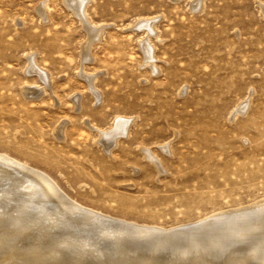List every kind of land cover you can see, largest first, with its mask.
Returning a JSON list of instances; mask_svg holds the SVG:
<instances>
[{
    "label": "rangeland",
    "instance_id": "374dc122",
    "mask_svg": "<svg viewBox=\"0 0 264 264\" xmlns=\"http://www.w3.org/2000/svg\"><path fill=\"white\" fill-rule=\"evenodd\" d=\"M66 3L0 0V153L49 175L66 197L137 225L167 229L201 220L218 210L262 202L264 0H88L87 20ZM141 19H152V31L139 26ZM89 25H100L102 30L88 46L89 55H84ZM28 55L34 56L35 65L49 80L39 69L30 67ZM33 87L42 90L34 95ZM245 102L246 106L236 111ZM118 116L131 118L129 133L120 135L107 151L96 129L108 130ZM144 148L160 160V171L144 155ZM6 168H0V195H4L0 196V217L3 212L7 214L4 219L9 216L7 222L2 218L3 223L0 218V241L6 237L0 248L5 252L8 248L10 253L1 249L0 253L8 258L14 254L15 258L0 254V264H143L142 254L152 246H133L134 240H140L133 236L124 235L114 240V245H104L99 254H72L81 241L74 243L76 248L67 245L54 250L55 242L61 241L73 225L64 217L61 222L49 223L58 210L54 201L46 203L42 196L38 199L39 189L31 197L34 205L31 200L27 207L34 206V210L25 211L32 215L22 213L20 202L17 206L15 200L27 198L26 176L19 177L14 170L9 175ZM17 194H23L22 199ZM42 205L51 209L47 212ZM41 211L47 212L45 216ZM259 215L264 222V210L246 218L251 223ZM16 216L22 221L17 222ZM39 216L44 224L38 221L41 225H35ZM246 218L215 221L213 224L221 225L209 233L226 238L231 248H241L239 256L248 252L245 245L264 247V241L257 245L264 238V223L254 229ZM28 221L38 232L33 223L24 224ZM15 222L16 226H27L24 232L19 225L14 228ZM74 226L73 230L79 229ZM52 227L59 229L60 233L54 232L57 236ZM214 237L210 243H215ZM175 243L161 244L157 253L154 250L158 260L150 258L146 264H164ZM24 245H30L31 252ZM193 245L180 259L186 264L197 255L194 250L198 244ZM131 250L138 251L133 253L139 257L124 256ZM210 250L205 247L196 258L203 260L212 254L221 264L224 255ZM259 254L246 264H255Z\"/></svg>",
    "mask_w": 264,
    "mask_h": 264
},
{
    "label": "bare ground",
    "instance_id": "6f19581e",
    "mask_svg": "<svg viewBox=\"0 0 264 264\" xmlns=\"http://www.w3.org/2000/svg\"><path fill=\"white\" fill-rule=\"evenodd\" d=\"M67 3L66 4H68L69 6H71V7H73V9L75 10V12H76V14H77V16L79 15V17L82 19V20H85L86 19V15H85V13H87L86 12V10H85V7H86V5H87V1L88 0H65ZM201 4V3H200ZM196 5V4H195ZM194 5V6H195ZM44 7H43V5H41L40 6V8H39V11L41 12V14L43 13V9ZM197 8V7H196ZM87 20V19H86ZM84 23H85V21H84ZM139 26H145L146 28H147V31L149 30V31H152V19H141L139 22ZM88 24H89V22H88ZM88 27V33H89V35H88V37H87V41H86V43L85 44H83V45H85V49L82 47V50L84 49V55H87L88 54V52H86L87 51V49H88V46H90V43H91V41L95 38V37H98V35H100V33H101V30H102V28L100 27V25H98L97 27H91L90 25L89 26H87ZM86 29V28H85ZM99 38V37H98ZM143 45V44H142ZM144 46H146L145 44H144ZM145 50H146V48H145ZM151 51V50H150ZM147 52V55H148V51H146ZM153 52V51H152ZM87 53V54H86ZM32 54V53H31ZM30 55V54H29ZM28 55V58H29V65H30V67L34 70V69H39L38 71L40 72V73H42L43 75V77H44V79H46L47 78V74L45 73V71H43L41 68H37V66L35 65V61H34V56L32 55V56H29ZM89 55V54H88ZM147 57V56H146ZM152 59H150V61H151ZM28 68V67H27ZM35 70V71H36ZM40 73H38V74H40ZM49 76V75H48ZM41 77V76H40ZM89 77H90V74H89ZM88 78V77H87ZM92 78V77H91ZM94 78V77H93ZM48 79V78H47ZM49 80V79H48ZM93 80V79H92ZM45 81V80H44ZM46 82V81H45ZM44 84V83H43ZM47 84V83H46ZM48 85V84H47ZM46 85V86H47ZM91 85V83L89 84V86ZM93 85V84H92ZM28 87H31V86H28ZM27 87V88H28ZM93 87V86H92ZM32 88V87H31ZM41 90H42V88H40ZM40 89H38V87H33V91H32V93L34 94V95H38L41 91H40ZM90 89H92V88H90ZM92 90H94V89H92ZM95 91V90H94ZM29 92V91H28ZM29 94V93H28ZM42 94V93H41ZM95 94V93H94ZM100 94V93H99ZM99 94L97 93L96 94V97L97 98H99L98 96H99ZM75 97V96H74ZM77 97L78 96H76L75 97V100L77 101ZM72 98V97H71ZM73 99V98H72ZM74 101V100H73ZM75 101V102H76ZM79 101H77V103H78ZM241 103V102H240ZM78 104H80V103H78ZM246 102L244 103V104H240V107L239 108H237L236 109V111H239V110H242L246 105ZM80 106V105H79ZM235 114V113H234ZM131 118L130 117H126V118H124V117H122V116H118V117H116L114 120H113V123H112V126L108 129V130H104V129H100V128H97L96 130H97V133L100 135V136H102L101 137V139L100 140H102V144L105 146V149H107V151L109 150V148H112V145H114V144H116V142H117V138L120 136V135H123V136H126V135H128V123H129V120H130ZM95 128V127H94ZM58 129H59V131L61 130V127L59 126L58 127ZM61 133V132H60ZM99 138V137H98ZM98 142V141H97ZM100 143V142H99ZM101 144V145H102ZM166 144V143H165ZM163 145V144H162ZM168 145V144H167ZM142 148V147H141ZM165 148H166V146H165ZM143 149V148H142ZM162 149V148H161ZM164 149V148H163ZM167 149H168V147H167ZM150 150V149H149ZM149 150L148 149H145L144 148V150L143 151H145L144 152V155H146L147 156V158L149 159V160H151V161H153L154 162V164H155V166L156 167H158V169H159V171L161 170V168H163L161 165H159V163H160V160H158L157 161V159L158 158H155L156 156L153 154L152 155V153H150L149 152ZM142 151V152H143ZM168 151V150H167ZM7 165V166H6ZM2 166H4V167H7L6 168V170L8 169L9 170V175L10 174H12L13 175V173H12V171L14 170V173H18V175L20 174V176L19 177H21V175L22 176H26V179L24 180V182H26V185L24 186L25 188H26V192H27V194L25 193V189L23 188V192L27 195V198L25 197L23 200H21V201H16V200H18V199H16L15 200V203H17L18 204V202H20L19 204H20V208H18L19 210H21L22 211V213H23V211L25 212L26 211V209H27V211H28V209H33L34 210V208H32V207H34V206H32V207H30V208H27L28 206H29V204H30V206L35 202H33V198H31V197H35L33 194H34V192L36 191V189H39L38 191L40 192L39 193V197H38V199L40 198V196H42L43 197V199L42 200H44L46 203H47V201L48 200H51V202L52 201H54L55 202V205H56V210H58L57 211V214L53 217V218H51V219H49L50 221H49V223L51 224V223H57V222H61L62 221V219H60L61 217H64L67 221H68V223H70L71 225H77V226H79V229L78 230H73V228L75 227H70L72 230H68V234H67V232H66V234L67 235H65L64 233H65V231H64V237H63V239L61 240V241H59V242H55L56 243V245H55V248L54 247H51L52 249L54 248V250L55 249H59L61 246L62 247H66L67 245H68V248H69V245H72V247H73V245H74V247L76 248V246L75 245H77V244H74V243H80V241L82 242L80 245V247L78 246V251H76V253H72V254H77L76 256L77 257H80L82 254H85V252H96V253H101L102 252V250H101V248L104 246V245H107V244H111L112 242H114V240H116V241H118L120 238H122V236H127V237H130V236H133L134 238H139L140 240L139 241H142V242H139V241H135L134 240V244L132 243V245L133 246H136V245H140V244H149L150 246H152L151 247V250L150 251H147L148 253H144V254H142V262L141 263H143V264H146L147 263V261L150 259V258H155V251H156V253L158 252V249H160V247H161V244H164V243H175V242H177V244L175 243V247H174V249L172 250H170V251H168L167 253H169L170 254V257H169V259L167 260V261H165V263L164 264H186V261L184 260H180L181 259V257H183L184 255H186V253H187V249L189 250L190 248H191V246L193 245V244H198V246H197V248H196V250H194V251H196L195 253L198 255V254H200V253H202V251H204V249H205V247H209V249H211L210 251H212V249L213 250H215V255H217V254H219V253H222L224 256H223V258H222V263L223 264H246V262H248V261H252L253 260V257H254V255L255 254H257V253H260L259 255H261L260 256V258H258V259H256L255 261H254V263L255 264H264V247H262V248H259V247H257L258 249H255V248H253L252 247V245H245V248H248V252L245 254V255H243V256H239L238 255V252L240 251V250H242L241 248H240V250L236 247V249L235 248H231V246H230V244H228V242H226V238H215L214 237V234H212V233H209V232H212V230H214V229H217V227H219V225H221V224H213V223H215V221H223V220H225V219H227V220H230V219H237V220H239V219H241V218H246L247 216V214H250V213H254V211L256 212V213H258V212H260V211H263L264 210V200H262V202H260L261 201V199H260V203H253V205H250L249 207H241V208H237V207H235L234 209H225V210H221V211H219L218 210V212H213L212 214H209V215H206V216H204V217H202L201 218V220H197V221H195V222H190V223H187V224H183V225H177V226H174V227H171V228H167V229H164V228H160V227H148V226H144V225H137V224H134V223H132V222H128V221H125V220H121V219H118V218H114V217H110L109 215H106V214H103V213H101V212H98V211H96V210H94V209H92V208H90V207H88V206H84V205H82V204H80V203H78V202H76V201H74V200H72V199H70V198H68V197H66V195L64 194V193H62L60 190H59V188L57 187V185H56V183L54 182V180H52L51 178H50V176L49 175H47L46 173H44V172H42V171H40V170H38V169H34V168H29L28 167V164L27 163H25V162H22V161H19V160H17V159H15V158H13V157H11L10 155H8V154H6V153H0V168L2 167ZM3 169V168H2ZM1 170V169H0ZM3 172H5V170L3 171ZM6 173V172H5ZM1 174V173H0ZM4 174V173H3ZM15 175V174H14ZM2 176V175H1ZM5 178V177H4ZM17 178V177H16ZM23 178V177H22ZM11 179V178H10ZM9 179V180H10ZM18 179V178H17ZM21 179V178H20ZM20 179H19V181H20ZM24 179V178H23ZM2 179H0V181H1ZM7 181V180H6ZM12 181V180H11ZM8 182H10V181H8ZM13 182V181H12ZM22 183H23V181H22ZM22 183H19V184H22ZM6 184V183H5ZM14 185L16 184L15 182L13 183ZM18 184V183H17ZM16 184V185H17ZM8 185H10V184H8ZM23 185V184H22ZM7 186V185H6ZM7 187H9V186H7ZM15 187V186H14ZM22 187L23 186H21V188H20V190L22 189ZM3 188V192H4V188H5V186L4 187H2ZM12 188V187H11ZM7 189V188H6ZM8 189H10V188H8ZM19 189V188H18ZM11 190V189H10ZM15 190L16 191H18L16 188H15ZM7 191V190H6ZM12 191V190H11ZM8 192V191H7ZM13 192H11V194H12ZM16 194V193H15ZM35 194H37V193H35ZM64 194V195H63ZM3 194L1 193V195L0 196H2ZM6 196H7V194H5ZM13 195V194H12ZM17 195H23V194H17ZM16 195V196H17ZM33 195V196H32ZM4 196V195H3ZM15 196V197H16ZM20 196V197H21ZM8 197V196H7ZM19 197V198H20ZM23 197V196H22ZM22 197H21V199H22ZM36 197H37V195H36ZM3 198V197H2ZM1 198V199H2ZM5 198V197H4ZM33 199V200H32ZM5 200H7V199H5ZM31 200H32V204L30 203L31 202ZM47 200V201H46ZM9 201H10V198H9ZM14 201V200H13ZM40 201V200H39ZM255 202V201H254ZM1 203V202H0ZM3 204H4V202H2ZM14 203V204H15ZM43 204H44V202H42ZM12 204H13V202H12ZM19 204L17 205V206H19ZM39 204V203H38ZM37 204V205H38ZM252 204V203H251ZM34 205V204H33ZM45 205V204H44ZM44 205H42L43 206V208L46 210L47 208H46V206L44 207ZM49 205V204H48ZM54 205V206H55ZM7 206H10V205H7ZM13 206V205H12ZM238 207H240V206H238ZM1 208V207H0ZM3 208H6L7 209V207H4L3 206ZM13 208V207H12ZM35 208H37L36 206H35ZM50 208V207H49ZM52 208H54V207H52ZM14 209V208H13ZM30 209V210H31ZM43 209V210H44ZM51 209V208H50ZM50 209H48V210H46L47 212L50 210ZM55 209H53L54 211H55ZM9 210V209H8ZM16 210V209H15ZM32 210V211H33ZM36 210V209H35ZM39 210H41V209H39ZM39 210H38V212H39ZM1 211H3L2 209H1ZM17 211V213H20V211L18 212V210H16ZM37 211V210H36ZM35 211V212H36ZM46 211H41V212H43V214H44V212L45 213H47ZM53 211V212H54ZM13 212V211H12ZM29 212H31V211H29ZM29 212H25V213H28L29 214ZM35 212H33L34 213V215H35ZM4 214H5V212H3ZM6 213H8V212H6ZM14 213L16 214V212L14 211ZM52 212H50L49 214L50 215H52L51 214ZM4 214L3 215H1V216H3L2 218H3V220L5 221V219H7L8 218V216H9V214H8V216H7V218H5L4 219ZM31 215H32V212L30 213ZM38 214V213H37ZM36 214V215H37ZM54 214V213H53ZM261 214V213H260ZM5 215H7V214H5ZM11 215V214H10ZM24 215H27V214H24ZM23 215V216H24ZM49 215V216H50ZM18 216V215H17ZM17 216H16V218H17ZM38 216V215H37ZM44 216H45V214H44ZM49 216H47V217H49ZM13 218L15 217V215L14 216H12ZM11 216H10V218H12ZM19 217V216H18ZM21 217V216H20ZM27 217H30V215L28 216L27 215ZM27 217H25V219L27 218ZM35 217V216H34ZM1 218V217H0ZM2 218H1V221H2ZM24 217H21V219H23ZM32 218V217H31ZM31 218H29V219H31ZM36 218V217H35ZM39 218H43V217H37V220L35 221L34 220V218H32L31 220H33V221H35V225H36V222H40V223H43L42 222V220L43 219H39ZM263 216L262 215H259V217H257L256 216V219H254L255 221H251V223H250V220L248 219V218H246V219H248V220H246V222L248 223V226L249 227H253L254 229H256L257 227H259L260 226V224L259 223H264L263 222ZM13 220H15V218L13 219ZM13 220H12V222H13ZM18 220V218L16 219V221ZM31 220H29V221H31ZM0 221V222H1ZM4 221H2L1 223H3ZM8 221H9V224L11 223L12 224V222H11V220H9L8 219ZM18 221H22V220H20V218H19V220ZM17 221V222H18ZM23 221H26V220H24L23 219ZM29 221H28V223H24V224H27L28 226H31V224L33 223V222H31V224L29 223ZM45 221V220H44ZM66 221V222H67ZM5 222H7V220L5 221ZM38 222V223H39ZM63 222H65V221H63ZM212 222V223H211ZM21 223V222H20ZM39 223V224H40ZM8 224V223H7ZM8 224V225H9ZM22 224H23V222H22ZM30 224V225H29ZM44 224V223H43ZM50 224H47V225H50ZM62 224V223H61ZM70 224H68V227H69V225ZM3 225V224H2ZM1 225V226H2ZM7 225V226H8ZM13 225V224H12ZM11 225V226H12ZM15 227L14 228H16L19 224H17V226H16V222H15ZM34 225V223L32 224V227H33V229H35L36 227H34L33 226ZM41 225V224H40ZM57 226H58V224H56ZM10 226V225H9ZM8 226V227H9ZM10 226V230L12 229V227ZM20 226V225H19ZM26 226V225H25ZM25 226H23V225H21L20 226V228H23L22 229V231L24 232V227ZM43 226V225H42ZM51 226V225H50ZM55 226V225H54ZM57 226H56V228H57ZM225 225H223V227H224ZM27 227V226H26ZM31 227V228H32ZM37 227L39 228L40 226L39 225H37ZM48 228H49V226H47ZM61 228V232H63V230H62V226H60ZM67 227V228H68ZM5 228V226L3 227V229ZM37 228V229H38ZM42 227H40L39 229H41ZM47 228V229H48ZM53 228L54 227H52L51 228V230H53ZM70 228H68V229H70ZM76 228H78V227H76ZM8 229V230H9ZM27 230H28V228H26ZM29 229H30V227H29ZM44 229H46V228H44ZM9 230V231H10ZM16 230H17V228H16ZM20 230L21 229H19L18 230V232H20ZM27 230L25 231V232H27ZM32 230V229H31ZM31 230H28V231H31ZM36 230V229H35ZM35 230L33 231L34 233H35ZM49 231H50V229H48ZM55 228H54V231L52 232V233H54L55 232ZM58 230V232L60 233V231H59V229H57ZM56 230V231H57ZM65 230H66V228H65ZM37 232H38V230H36ZM44 231H46V230H44ZM48 231V232H49ZM67 231V230H66ZM264 231V230H263ZM2 232V229L0 230V233ZM6 232H7V229H6ZM36 232V233H37ZM42 232H43V230H42ZM11 233V232H10ZM14 233V232H13ZM44 233V232H43ZM15 234H17L18 235V233H15ZM21 234H22V232H21ZM24 234V233H23ZM45 234V233H44ZM51 234V233H50ZM56 233H54V235H55ZM201 234H207L206 236H201ZM2 235V234H1ZM6 235H8L7 233H6ZM6 235H4V237L6 236ZM52 235V234H51ZM62 235V234H61ZM14 236V235H13ZM21 236H23L24 237V235H21ZM29 236V235H28ZM35 236V235H34ZM38 236V235H37ZM40 236H42V234H40ZM55 236H57V235H55ZM53 237V239H52V241L56 238V237ZM96 236H97V238H96ZM110 236H112V237H114L113 238V241L112 240H108L107 238H109ZM258 236V235H257ZM2 237L3 236H1V239H2ZM8 237H10V234L8 235ZM11 237H12V235H11ZM14 237H16V235L14 236ZM43 237V236H42ZM48 238H52V237H49V236H47ZM59 237V236H58ZM132 237V238H133ZM214 237V239H215V243H210V239L211 238H213ZM6 238V237H5ZM5 238H3V240H1L2 242H4L5 240ZM17 238H21V237H17ZM41 238V237H40ZM45 238V237H44ZM44 238H42L43 240H44ZM151 238V239H150ZM12 238H10V240H11ZM22 239V238H21ZM27 238H25V240H26ZM28 239H30V238H28ZM32 239V238H31ZM30 239V240H31ZM103 239H107L105 242H103L102 240ZM241 239V238H240ZM239 239V241H241ZM14 240H18V239H14ZM14 240H11V241H14ZM20 240V239H19ZM39 240V239H38ZM42 240V241H43ZM71 240H74V242L73 241H71ZM228 240V239H227ZM0 241V242H1ZM7 241H8V239H7ZM29 241V240H28ZM45 241H47V239L45 240ZM44 241V242H45ZM55 241V240H54ZM115 241V242H116ZM263 241H264V238H262V239H260L258 242H257V245H262V243H263ZM16 242H19V241H16ZM15 242V244H17ZM22 242V241H21ZM38 243L40 242V240L39 241H37ZM20 243V242H19ZM18 243V244H19ZM33 244H34V242H32ZM36 243V242H35ZM55 243H53L52 242V244H55ZM58 243V244H57ZM3 244V243H2ZM5 244V243H4ZM12 244V243H11ZM23 244H25L24 242H23ZM41 244V243H40ZM45 244V243H44ZM51 244V243H50ZM89 244H90V246H89ZM113 244V243H112ZM220 244H222L223 246L222 247H220ZM6 245V244H5ZM8 245H9V241H8ZM14 245V244H13ZM20 245V244H19ZM18 245V247H20ZM27 245V244H26ZM30 245H32L31 244V242H30ZM30 245H29V248H30ZM47 245V244H46ZM86 245L89 247V248H87L86 247ZM114 245V244H113ZM207 245V246H206ZM2 246H4V245H2ZM15 246V245H14ZM17 246V245H16ZM35 246V245H34ZM37 246H39V244L37 245ZM43 246V245H42ZM42 246H40V247H42ZM117 246V245H116ZM194 246V245H193ZM0 247H1V245H0ZM24 247H26L25 245L23 246V248ZM32 247V246H31ZM73 247V248H74ZM86 247V248H85ZM13 248V247H12ZM23 248H22V246H21V248H19V249H17V247L15 248V249H17L18 250V252H17V254H19V250L21 251V249L23 250ZM30 252H31V250L28 248V246L26 247ZM26 248H24V249H26ZM33 248V247H32ZM31 248V249H32ZM35 248V247H34ZM33 248V249H34ZM45 248V247H44ZM67 248V247H66ZM131 248H132V246H131ZM135 249L134 250H136L137 248L138 249H140L139 247H134ZM244 248V249H245ZM1 249V248H0ZM42 249V248H41ZM147 249V248H146ZM153 249V250H152ZM162 249V248H161ZM166 249H167V247H166ZM195 249V248H194ZM7 252H5L4 251V249H3V251L5 252V254L6 253H10L8 250V248L7 249H5ZM59 250H62V249H59ZM148 250V249H147ZM155 250V251H154ZM192 250V249H191ZM247 250V249H246ZM1 251H2V249H1ZM2 251V252H3ZM13 251V250H12ZM11 251V252H12ZM35 251H39V249L38 250H35ZM34 251V252H35ZM40 251H42V250H40ZM45 251V250H44ZM44 251H42L43 253H44ZM51 251V250H50ZM58 251V250H57ZM132 251V250H131ZM131 251H130V253H131ZM146 251V250H145ZM160 251V250H159ZM190 251V250H189ZM0 253V254H3V253ZM16 252V251H15ZM14 252V253H15ZM30 252H28V253H30ZM48 252V251H47ZM133 252H138V251H132V253ZM161 252V251H160ZM163 252V251H162ZM242 252V251H241ZM244 252V251H243ZM21 253V252H20ZM36 253V252H35ZM41 253V252H40ZM54 253V252H53ZM55 253H56V251H55ZM130 253H124V256H130V255H132V256H134V254L135 253H133V254H130ZM139 253V252H138ZM143 253V252H142ZM5 254H3L4 255V257L5 258H7V259H10V257L8 258V257H6L5 256ZM16 254V255H17ZM34 254V253H33ZM37 254V253H36ZM46 254V253H45ZM71 254V255H72ZM87 254V253H86ZM137 254V253H136ZM135 254V255H136ZM241 254V253H240ZM2 255V256H3ZM15 255V256H16ZM21 254H19L18 256H20ZM30 255H32V253L30 254ZM46 255H48V254H46ZM51 255V254H50ZM52 255H54V254H52ZM60 255V254H59ZM197 255H195L196 257H197ZM214 255V256H215ZM17 256V257H18ZM62 257H63V255H61ZM74 256V255H73ZM72 256V257H73ZM137 256V255H136ZM165 256H167V255H165ZM3 257V258H4ZM14 257V254H13V256L11 257V259ZM25 257V256H24ZM24 257L23 258H20L19 260H21V259H24ZM29 257V256H28ZM28 257H26V258H28ZM33 257H34V255H33ZM41 257V256H40ZM48 257V256H47ZM51 257V256H50ZM49 257V258H50ZM59 257V259L61 258L60 256H58ZM57 257V258H58ZM139 257V254H138V256H137V258ZM157 257V256H156ZM194 258V260L190 263V264H201L203 261H204V263L203 264H218V263H216V261H215V259L213 258V256H212V254L211 255H207L206 257H205V259H203V260H198L197 258ZM200 257H201V255H200ZM4 258V259H5ZM15 258V257H14ZM31 258V257H30ZM36 259H37V257H35ZM35 258H33L34 260L33 261H35ZM48 258V260H50ZM53 258V257H52ZM82 258V257H81ZM17 259V258H16ZM32 259V258H31ZM156 259V258H155ZM166 259V258H165ZM255 259V258H254ZM1 260V259H0ZM19 260H17V261H19ZM26 261L27 260H29V259H25ZM43 260V259H42ZM53 260H55V258H53ZM53 260H51V263H52V261ZM156 260H158V258L156 259ZM155 260V262H157ZM5 261V260H4ZM13 261V260H12ZM16 261V262H17ZM23 260H21V262H22ZM30 261V260H29ZM40 261V260H39ZM78 261V260H77ZM80 261V260H79ZM151 261H153V260H151ZM6 262H9L8 260H6ZM14 262V261H13ZM35 262H37V261H35ZM46 262V261H45ZM54 262V261H53ZM149 262V261H148ZM159 262V261H158ZM19 264H20V262H18ZM26 263V262H25ZM28 263V262H27ZM34 263V262H33ZM50 263V262H49ZM48 263V264H49ZM56 263H58V262H56ZM69 263V262H68ZM153 264H154V262H152ZM221 263V264H222ZM2 264V263H1ZM8 264V263H7ZM22 264H23V262H22ZM32 264V263H31Z\"/></svg>",
    "mask_w": 264,
    "mask_h": 264
}]
</instances>
